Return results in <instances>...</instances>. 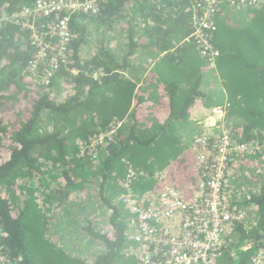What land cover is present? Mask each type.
I'll return each instance as SVG.
<instances>
[{"label": "trees", "instance_id": "obj_1", "mask_svg": "<svg viewBox=\"0 0 264 264\" xmlns=\"http://www.w3.org/2000/svg\"><path fill=\"white\" fill-rule=\"evenodd\" d=\"M34 1L0 0V264H141L128 234L135 215L123 195L150 196L167 185L185 199L196 193L201 172L180 138L184 125L208 112L201 91L207 76L226 90V114L241 121L231 130L249 145L236 153L225 186L242 215L214 257L216 264H252L264 251V4L243 6L249 21L239 28L221 21L222 5L213 68L186 40L198 0H109L97 14L74 15L67 62L47 84L42 70L30 69L31 30L7 19ZM50 22L36 20L42 29ZM114 31L120 38L109 45L105 36ZM95 33L101 42L85 57L82 46ZM60 78L64 99L52 91ZM123 119L124 130L95 142ZM90 184L109 210L104 228L80 224L73 236L87 233L101 244L91 262L66 249L64 233L59 244L55 226L80 203L71 196Z\"/></svg>", "mask_w": 264, "mask_h": 264}, {"label": "built area", "instance_id": "obj_2", "mask_svg": "<svg viewBox=\"0 0 264 264\" xmlns=\"http://www.w3.org/2000/svg\"><path fill=\"white\" fill-rule=\"evenodd\" d=\"M108 1L35 0L32 6L7 16L12 22L17 21L31 30L35 53L30 69L35 72L42 70L47 84L55 81L56 72L67 62L73 39L74 15L97 14ZM195 2L193 27L186 40L195 41L201 52L210 58L213 68L220 55L214 36L218 29L216 17L222 5L226 2L221 21L235 25L228 7L264 4V0ZM27 16H33V19H25ZM41 17L51 18L45 29L36 23ZM228 102L227 96L217 102L205 120L212 121L210 128L214 131L210 129L194 138L201 179L198 192L192 199H185L179 189L169 185L158 193H150V196L135 195V192L123 195L124 203L135 215L128 234L140 247L141 264H216L214 253L223 243L228 225L242 215L226 198L225 186L233 170L236 153L249 150V145L231 130L233 122L226 114ZM119 122L122 121L115 125ZM119 126H113L108 132L102 131L95 142L112 139ZM252 264H264L263 250L253 258Z\"/></svg>", "mask_w": 264, "mask_h": 264}, {"label": "rangeland", "instance_id": "obj_3", "mask_svg": "<svg viewBox=\"0 0 264 264\" xmlns=\"http://www.w3.org/2000/svg\"><path fill=\"white\" fill-rule=\"evenodd\" d=\"M227 11L232 14V17H233V20L235 23V27L239 28V27H242V26L248 24L249 16H248L247 11L244 8H237V7L233 6V7H228ZM105 38H106V40H109V45H112V44L116 43L120 37L118 36V31H114L110 34L107 33ZM93 39H94V42H92L91 44H84L82 46L83 47L82 48L83 56L89 57L91 55V53L94 50H96V46L98 44H100V42H101V41L99 42L100 35H98V33L94 34ZM206 81H207V78H205L204 82H206ZM215 82L217 84L216 80H215ZM58 83L60 84L59 86H58ZM58 83H56V85H54V87H53V90H52L54 93L53 95L57 99H62V98L64 99L65 93L68 90V88H66L67 87L66 80L64 78H60L58 80ZM232 122H233V127L241 123L240 121H237V120H234ZM126 125H127V122L124 119L122 120V122H119L116 125L114 124V126H116V127L119 126L118 131L124 130L126 128ZM180 145H183L181 138H180ZM94 181H96V180H94ZM89 187L90 188L88 189L86 194H79V195L71 196L70 199H72V201L75 202L76 200H78V201H80V203H78V206H73L72 208H70L68 210V213L65 214L64 220H65V222H68V223L58 224L57 221L55 222L56 232L61 231L64 234H72L73 233L74 235H76V233H78V231H79L78 223H80V221H81V220H79V218L83 216L84 212H86L88 208H89V211L91 213L89 216L90 217L89 220L92 219L90 222L91 223L93 222V224H91V225H93V227L99 228V229L105 227L106 221L108 220V211L105 210V206L101 207L100 205H97V203H99V199L96 197L97 194L95 193L94 188L91 184L89 185ZM76 214H77L76 218H78V219L73 218V216ZM56 219H57V217H56ZM90 222L84 221V222H82V224H83L82 226H87V224ZM65 224L70 225V228L66 227ZM60 239H62V238L58 234L57 241L59 244L62 243V241ZM76 242H79V240H76ZM82 242L86 245V247L83 246L82 251H79L80 247L79 248L76 247L77 244L75 245V247H72V248H68V245H65V247L69 252L82 255V256L86 257V259L89 262H91L90 260L93 259V256L99 252V250H100V248H102V246L96 240H91V238H89V236H87V233H85L82 236ZM80 245H81V242H80ZM88 246H90V248Z\"/></svg>", "mask_w": 264, "mask_h": 264}, {"label": "crops", "instance_id": "obj_4", "mask_svg": "<svg viewBox=\"0 0 264 264\" xmlns=\"http://www.w3.org/2000/svg\"><path fill=\"white\" fill-rule=\"evenodd\" d=\"M207 81L204 82L203 81V84H202V87H201V91L203 92V94L205 95V97H203V100L205 102V104L207 103L208 104V112L207 113H204L202 114V116H199V117H196L195 120L193 121L194 123H189L187 125H184L183 126V129L181 130V136H182V139H183V143L186 144L188 147H190L192 150V153L195 155L196 157V153H195V149L193 147V141H194V138L200 134L201 132H206V131H210V129L212 131H214V129H212V127L210 128V124L212 123V121L210 122H205V123H197L198 120H201L203 122V119L206 120L208 115L210 114V108L211 106L214 104H216L217 102L219 101H222V100H225L226 96H227V92L226 90L221 86V85H214V81H215V78H211L210 76H207ZM212 100H216L215 103L211 104L212 103ZM237 121H240L239 119H237ZM241 122V121H240ZM127 127V125H126ZM198 192V187H197V190H196V193ZM196 193L193 195V197L196 195ZM193 197H191L190 199H192ZM92 205V204H91ZM97 205H101V203H97ZM88 207V206H87ZM93 208V207H92ZM68 210H66L65 214L68 213ZM105 210L107 211L108 209L105 208ZM63 213V210L60 212L59 216ZM108 213H109V210H108ZM90 211H89V208L87 209L86 212H84L83 216L79 218L80 223H78V226H80V224H82V222L86 221V222H90L91 220L90 219ZM77 217V214L73 216V218H76ZM78 219V218H76ZM68 223V222H66ZM91 223V222H90ZM83 225V224H82ZM66 227H69L70 228V225L68 224H65ZM58 231V230H57ZM60 237L61 235L63 234V232L61 231H58L57 232ZM74 234H65V237L63 240L66 241V245H68V248H72V247H75V245L79 244L80 242L82 243V245L84 247H86V245L82 242V236L79 234V242H76V238L73 237ZM90 248V246H88ZM75 249V248H74ZM102 248H100L99 252L101 251ZM98 252V253H99ZM96 255H94L93 258H95ZM93 260V259H91Z\"/></svg>", "mask_w": 264, "mask_h": 264}, {"label": "bare ground", "instance_id": "obj_5", "mask_svg": "<svg viewBox=\"0 0 264 264\" xmlns=\"http://www.w3.org/2000/svg\"><path fill=\"white\" fill-rule=\"evenodd\" d=\"M216 48H217V47H216ZM212 108H213V107H212ZM212 108H211V109H212ZM203 122H205V120H204V119H203Z\"/></svg>", "mask_w": 264, "mask_h": 264}, {"label": "clouds", "instance_id": "obj_6", "mask_svg": "<svg viewBox=\"0 0 264 264\" xmlns=\"http://www.w3.org/2000/svg\"><path fill=\"white\" fill-rule=\"evenodd\" d=\"M231 26H234L235 27V25H231Z\"/></svg>", "mask_w": 264, "mask_h": 264}]
</instances>
